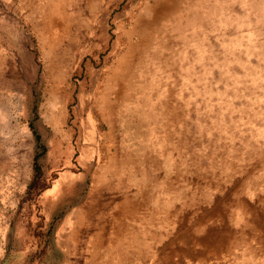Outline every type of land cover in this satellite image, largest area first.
Instances as JSON below:
<instances>
[{"label":"rangeland","instance_id":"374dc122","mask_svg":"<svg viewBox=\"0 0 264 264\" xmlns=\"http://www.w3.org/2000/svg\"><path fill=\"white\" fill-rule=\"evenodd\" d=\"M51 1L0 0V264H88L96 230L85 220L80 237L70 239L77 216L85 217L98 174L109 168L116 151L106 153L110 130L119 124L116 143L126 146V154H139L150 144L145 123L155 100L144 109L134 102L123 105L115 123L103 117L100 98L107 89L109 100H116L121 78L114 73L139 41V20H153L157 0H53L49 20H60L57 25L45 20L43 9ZM161 13L150 26L151 46L141 64L147 69L145 84L134 87H140L138 100L150 89L161 96L170 66L182 109L191 114L190 128H201V135L206 128L203 134L218 143L236 137L233 149L245 148L240 156L253 158L245 189L239 180L237 189L224 185L222 191H208L215 201L231 191L246 196L255 232L245 238L262 253L257 258L244 249L238 253L247 264H264V167H259L264 159H258L264 156V0H171ZM199 116L209 122L201 125ZM224 200L228 204L231 196ZM196 213L187 212L186 220ZM238 213L237 223L243 224Z\"/></svg>","mask_w":264,"mask_h":264},{"label":"bare ground","instance_id":"6f19581e","mask_svg":"<svg viewBox=\"0 0 264 264\" xmlns=\"http://www.w3.org/2000/svg\"><path fill=\"white\" fill-rule=\"evenodd\" d=\"M52 1L44 7V16L45 20L57 25L60 20H49ZM170 1L157 0L151 7L154 13L153 20L152 18L139 20V27L135 31L139 36V41L136 45H131L127 55L120 61L119 71L114 73L121 79L117 80L113 76L110 80L114 83L117 80L119 90H115L116 100H109L111 95L107 89L100 98L103 105L101 109L106 111L103 117L114 122L119 121L118 112L121 113L120 109L123 105L134 102L144 109L148 107L151 99L155 100L156 104L151 110L148 122L145 123V126L150 130V144L147 147H142L139 154L135 151L130 152V155L126 154L123 151L125 145L117 146V135L115 134L119 131L115 127H118L119 124L116 122L108 134L106 153L110 155L113 149L116 151L109 158V168H103L98 174L95 185L90 191L91 197L85 209V217H82V214L77 216L75 228L72 231L75 235L70 239L73 242L76 237L77 239L80 237L81 224H84L85 220L90 222L91 227L96 230V235L89 242L90 260L88 264H208V262H210L209 264H247L245 257L239 256L238 252H241V249H244L243 252L248 255H256L253 256L255 258L260 256L258 253H262L252 246L253 243H247L248 239L245 238L255 232L248 223L247 212L252 205H247L246 196L240 191H231L221 198L223 201H215L212 199V193L208 191L213 187L222 191L226 188L225 186L237 189L238 185L235 188V184L239 180H243V189L249 186L250 170L256 165V162L252 160L253 158L245 160L240 156L245 148L233 149L238 141L237 138L230 137L229 140H224L225 138L221 137L222 139L218 143L216 138L212 140L203 134L206 128L202 130V135L201 128H198L196 132L194 128H190L193 127L191 114L182 109L181 98L183 96L177 92L175 76L170 73V66L169 73L165 72L166 78H164L167 79V88L163 93H160L161 96L158 98L159 93L157 96H153L156 93L150 89L142 101L138 100V97L142 96L139 91L140 87L137 86V89L134 87L136 83L141 86L145 84L147 69L141 67V64L144 60V53L148 51L149 41L147 39H150L149 33L152 31L150 26L154 23V17L163 16L161 12L165 4ZM175 2L177 3V0ZM144 25H149L150 28ZM141 27L142 29H140ZM71 30L69 31L71 32ZM58 40L51 43L50 48L57 44ZM173 83L175 86L172 85ZM145 87H141V90L146 89L147 91L148 89ZM109 91L113 93L112 89ZM126 116V113L123 114V121L127 118ZM199 117L202 120L199 122L201 125L209 122V119ZM106 123L108 122L106 121ZM145 134L146 130L144 129L141 132V137ZM124 140L127 141L126 138ZM203 144L209 146L207 148L204 146L203 149ZM257 153L260 155L261 151ZM2 156L4 157L3 154ZM258 157L259 160L264 159L263 155ZM163 167H166L165 172ZM259 167H264V160L259 164ZM220 168L223 173L220 171L216 176L212 174ZM210 172L212 173L209 174ZM212 176L215 177L211 179ZM257 176L254 175L253 179H256ZM213 183H216L215 186ZM202 184L206 185L202 186ZM220 185L222 186L219 187ZM159 194L161 197L158 196ZM237 194L239 195L236 196ZM230 196L231 202L227 204L224 199ZM203 199L208 202L211 199L214 201L201 203L200 201ZM237 202L240 206L236 204ZM232 205H236L235 208L244 216V225L239 223L240 225H234L229 229L222 224L219 226L220 222L227 221L222 218L232 215L230 214ZM187 212L197 213L195 217L186 220ZM96 215L99 218H95ZM215 215H219L218 218L215 219ZM175 224H179V227L170 229ZM262 224L264 226V222ZM245 245L246 248L243 247Z\"/></svg>","mask_w":264,"mask_h":264},{"label":"crops","instance_id":"0c3cea01","mask_svg":"<svg viewBox=\"0 0 264 264\" xmlns=\"http://www.w3.org/2000/svg\"><path fill=\"white\" fill-rule=\"evenodd\" d=\"M243 190V189H242ZM253 195V193L250 195V196H252ZM248 199H250V197H249V195H248ZM232 206H236V205H232ZM234 211H235V213L233 214V216L231 215L229 218H227V223H229L228 225L231 227V226H237L239 223H237L238 221H237V218H238V215L237 214H239L238 213V210H237V208H235L234 209ZM232 221V222H231ZM233 221H234V223H233ZM232 223H233V225H232ZM237 223V224H236ZM263 242V241H262Z\"/></svg>","mask_w":264,"mask_h":264}]
</instances>
